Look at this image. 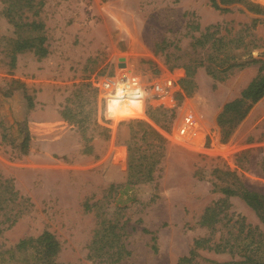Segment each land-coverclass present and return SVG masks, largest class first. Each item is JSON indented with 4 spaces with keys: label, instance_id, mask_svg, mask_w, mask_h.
I'll return each instance as SVG.
<instances>
[{
    "label": "rangeland",
    "instance_id": "374dc122",
    "mask_svg": "<svg viewBox=\"0 0 264 264\" xmlns=\"http://www.w3.org/2000/svg\"><path fill=\"white\" fill-rule=\"evenodd\" d=\"M248 1L260 12L209 0H0V253L18 260L9 264H37L15 245L43 232L58 264L264 259V246H247L261 220L222 191L264 194V96L227 137L217 123L264 73V0ZM132 80L137 107L117 99ZM128 146L156 162L149 181L127 187Z\"/></svg>",
    "mask_w": 264,
    "mask_h": 264
},
{
    "label": "trees",
    "instance_id": "16d2710c",
    "mask_svg": "<svg viewBox=\"0 0 264 264\" xmlns=\"http://www.w3.org/2000/svg\"><path fill=\"white\" fill-rule=\"evenodd\" d=\"M212 7L216 9L226 10L224 8H220V5H229L232 3L236 4H244L248 10L253 11L255 13L260 12V8L257 5L250 3L248 0H209ZM42 39L39 38V42ZM27 43L19 42L16 46L18 51L26 48ZM40 53H44L43 49H40ZM260 67L264 72V68ZM264 96V73L258 75L254 78L245 89H243L238 98L233 99L225 103L222 107L220 114L217 117L218 125L223 129L226 127L227 130L224 131V137H227L229 134V129L232 126L238 124L246 114L247 109L249 108V104H252L258 101L260 98ZM247 103V104H246ZM145 131L143 133L148 132V135L152 137L153 142H148L147 144L152 147L153 145H158L161 147L162 138L152 129L143 125ZM29 140L28 134L25 132L22 136V140L20 143V148L24 149L27 147ZM128 151V180L126 182V186L128 187L131 184H135L138 181H149L151 179V171L155 164V160H151L150 157L141 156V158H134L133 153L135 149L131 148V146L127 147ZM237 187V186H236ZM240 190H235L232 188H223L224 194H232L240 196L245 203L251 207L255 214L261 220L264 226V194L254 191H249L244 189L241 185L239 186ZM240 193H239V192ZM253 235V233H252ZM260 240L258 238L254 239L253 236L248 240L247 246L256 245V248H260L264 246V229L262 233H259ZM246 238V237H245ZM199 242V241H198ZM196 242V243H198ZM58 245L54 240L52 234L48 232H43L37 238H24L18 241L15 245L16 254L24 253L31 251L34 254L35 260L37 264H58L51 261L52 255L57 251ZM255 248V249H256ZM5 254H8L9 257L7 260L2 257V253H0V263L6 261V264L11 263L15 259L14 253L11 250H5ZM235 264H264V259L256 258L254 255L247 254L245 258L241 261H236Z\"/></svg>",
    "mask_w": 264,
    "mask_h": 264
},
{
    "label": "built area",
    "instance_id": "2783aa9c",
    "mask_svg": "<svg viewBox=\"0 0 264 264\" xmlns=\"http://www.w3.org/2000/svg\"><path fill=\"white\" fill-rule=\"evenodd\" d=\"M140 88H141L140 84L138 82L132 80L129 84H126V86L122 89V91L125 90L127 92L126 93L123 92V94L120 97H117V99H121L123 97L129 96L128 97L129 101L133 102L132 104L137 107V106H139V102L136 99L135 94L139 93Z\"/></svg>",
    "mask_w": 264,
    "mask_h": 264
},
{
    "label": "water",
    "instance_id": "95a60500",
    "mask_svg": "<svg viewBox=\"0 0 264 264\" xmlns=\"http://www.w3.org/2000/svg\"><path fill=\"white\" fill-rule=\"evenodd\" d=\"M121 65H123V63H121Z\"/></svg>",
    "mask_w": 264,
    "mask_h": 264
}]
</instances>
